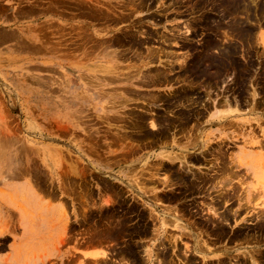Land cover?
<instances>
[{"label": "rangeland", "instance_id": "1", "mask_svg": "<svg viewBox=\"0 0 264 264\" xmlns=\"http://www.w3.org/2000/svg\"><path fill=\"white\" fill-rule=\"evenodd\" d=\"M132 1L0 0V225L15 239L27 238L16 262L150 264L152 250L155 264H253L254 258L264 264L259 182L232 162L246 141L264 149V45L257 38L264 33V0ZM151 48L160 51L151 56ZM162 152L188 154L191 166L169 162ZM135 171L146 173L145 183L136 175L143 184H133ZM58 208L69 222L60 249L63 229L51 214ZM59 250L66 259L46 261ZM76 250L109 258L74 257Z\"/></svg>", "mask_w": 264, "mask_h": 264}, {"label": "bare ground", "instance_id": "2", "mask_svg": "<svg viewBox=\"0 0 264 264\" xmlns=\"http://www.w3.org/2000/svg\"><path fill=\"white\" fill-rule=\"evenodd\" d=\"M133 1H134V0H133ZM133 1H132V2H133ZM137 1H138V0H137ZM140 1H143V0H140ZM208 1H209V0H208ZM250 1H252V0H250ZM95 2H96V1H95ZM143 2H144V1H143ZM248 2H249V1H248ZM255 2H256V0H255ZM255 2H254V0H253L252 3H255ZM242 3H244V2L242 1ZM240 4H241V3H240ZM244 4H245V3H244ZM250 4H251V2H250ZM256 4H257V3H256ZM245 5H246V4H245ZM207 8H208V7H207ZM254 8L256 9V7H254ZM263 8H264V7H263ZM220 9H221V8H220ZM239 9H240V8H239ZM84 10H85V9H84ZM110 10H111V9H110ZM132 10H133V9H132ZM242 10H243V8H242ZM244 10H245V8H244ZM246 11L248 12L249 9H248V10L246 9ZM97 13H98V12H97ZM114 14H115V13H114ZM236 14H237V12H236ZM239 14H240V13H239ZM253 14H255V12H254ZM261 14H263V12H262ZM115 15H116V14H115ZM234 15H235V14H234ZM234 15H232V16H234ZM241 15H242V13L240 14V16H241ZM248 15H249V12H248ZM75 16H76V15H75ZM117 16H118V15H117ZM235 16H236V15H235ZM242 16H244V15H242ZM99 17H100V16H99ZM109 17H110V16H108V18H109ZM110 18H113V17L111 16ZM235 18H236V17H235ZM240 18H241V17H240ZM240 18H239V21H241ZM247 18H249V17H247ZM256 18H257V16H256ZM258 18H259V17H258ZM262 18H263V17H262ZM113 19L115 20V18H113ZM113 19H112V21H113ZM228 19H229V17H228ZM245 19H246V18H245ZM84 20H85V19H84ZM110 20H111V19H110ZM225 20H226V19H225ZM253 20H254V19H253ZM257 20H258V19H257ZM247 21L250 22V20H247ZM224 22H225V21H224ZM245 22H246V21H245ZM107 23H108V22H107ZM114 23H115V22H114ZM251 23H252V22H251ZM256 23H257V22H256ZM89 24H90V23H89ZM227 24H228V23H227ZM102 25H103V24H102ZM112 25H113V24H112ZM189 25H190V24H189ZM186 26H187V25H186ZM236 26H237V25H236ZM102 27H103V26H102ZM232 27H233V26H232ZM186 28H187V27H186ZM225 28H226V27H224V29H225ZM71 29H72V27H71ZM86 29H87V28H86ZM102 29H103V28H102ZM102 29H101V30H102ZM174 29H175V28H174ZM177 29H178V28H177ZM177 29H176V30H177ZM193 29H194V28H193ZM220 29H221V28H220ZM226 29H227V28H226ZM226 29H225V30H226ZM88 30H89V29H88ZM178 30H179V29H178ZM222 30H223V29H222ZM230 30H231V29H230ZM82 31H83V30H82ZM84 31H85V30H84ZM88 32H89V31H88ZM186 32H187V31H186ZM224 32H225V31H224ZM226 32H227V31H226ZM226 32H225V33H226ZM234 32H235V31H234ZM234 32H233V33H234ZM248 32H249V31H248ZM253 32H254V31H253ZM83 33H84V32H83ZM129 33H130V32H129ZM225 33H224V34H225ZM228 33H229V32H228ZM228 33L225 34V35H227L226 38H228V36H230V33H229V34H228ZM87 34H88V33H87ZM224 34H223V35H224ZM238 34H240V33H238ZM90 35H92V34H90ZM152 35H153V34H152ZM232 35H233V34H232ZM77 36H79V35H77ZM87 37H89V36H87ZM164 37H165V38H168V37H166V36H164ZM164 37H163V38H164ZM252 37H253V36H252ZM83 38H84V37H83ZM89 38H90V37H89ZM130 38H131V37H130ZM151 38H153V37H151ZM165 38H164V39H165ZM175 38H177V37H175ZM224 38H225V36H224ZM230 38H231V37H230ZM232 38H233V37H232ZM235 38H236V37H235ZM257 38H259V39H258L259 41L262 40L263 45H264V33H261V34L259 35V37H257ZM81 39H82V38H81ZM106 39H107V38H106ZM121 39H122V38H121ZM131 39L133 40V38H131ZM153 39H154V38H153ZM233 39H234V38H233ZM251 39H252V38H251ZM70 40H71V39H70ZM74 40H75V39H74ZM118 40H119V39H118ZM129 40H130V39H129ZM165 40H166V39H165ZM174 40H175V39H174ZM221 40H222V39H221ZM256 40H257V39H256ZM68 41H69V40H68ZM84 41H85V39H84ZM84 41H83V42H84ZM87 41H88V40H87ZM87 41H86V42H87ZM144 41H145V40H144ZM169 41H171V40H169ZM222 41H223V40H222ZM222 41H221V42H222ZM225 41H227V40L225 39ZM228 41H229V40H228ZM232 41H233V40H232ZM250 41H251V40H250ZM65 42H66V41H65ZM94 42H95V41H94ZM146 42H147V41H146ZM166 42H167V41H166ZM174 42H175V41H174ZM174 42H173V43H174ZM176 42H177V41H176ZM176 42H175V43H176ZM223 42H224V41H223ZM240 42H241V41H240ZM247 42H248V41H247ZM256 42H257V41H256ZM98 43H99V42H98ZM101 43H102V42H101ZM107 43H108V42H107ZM109 43H111V41H110ZM119 43H120V42H119ZM122 43H123V41H122ZM228 43H229V42H228ZM236 43H237V42H236ZM241 43H242V42H241ZM80 44H81V43H80ZM103 44H104V43H103ZM134 44H135V43H134ZM157 44H158V43H157ZM167 44H168V43H167ZM231 44H232V43H231ZM252 44H253V43H252ZM254 44H255V43H254ZM141 45H142V44H141ZM141 45H140V46H141ZM145 45H146V44H145ZM237 45H238V44H237ZM84 46H85V45H84ZM95 46H96V45H95ZM100 46H101V45H100ZM108 46H109V45H108ZM161 46H162V45H161ZM223 46H224V45H223ZM90 47H91V46H90ZM111 47H112V46H111ZM115 47H116V46H115ZM130 47H131V45H130ZM137 47H138V45H137ZM218 47H219V46H218ZM220 47H222V45H221ZM96 48H97V47H96ZM104 48H105V47H104ZM107 48H108V47H107ZM133 48H134V47H133ZM236 48H237V47H236ZM245 48H246V47H245ZM248 48H249V47H248ZM88 49H89V48H88ZM112 49H113V48H112ZM138 49H139V48H138ZM163 49H164V48H163ZM63 50H64V49H63ZM92 50H93V49H92ZM148 50H149V51L152 50V51H150V54H151V52L154 53V51H155V52H159V51H160V50H158V51L154 50V51H153L152 48H151V49H148ZM216 50H217V49H216ZM235 50H236V49H235ZM141 51H142V50H141ZM187 51H189V50H187ZM214 51H215V50H214ZM241 51H242V50H241ZM243 51H245V49H244ZM165 52H166V51H165ZM189 52H190V51H189ZM209 52H210V51H209ZM217 52H218V51H217ZM245 52H246V51H245ZM260 52H262V51H260ZM88 53H89V52H88ZM123 53H125V52H123ZM141 53H142V52H141ZM170 53H171V52H170ZM170 53H169V54H170ZM227 53H228V52H227ZM91 54H92V53H91ZM117 54H118V53H117ZM132 54H133V53H132ZM132 54H130V55H132ZM139 54H140V53H139ZM139 54H138V55H139ZM142 54H143V53H142ZM155 54H156V53H155ZM169 54L167 53V55H169ZM242 54H243V53H242ZM242 54H241V55H242ZM124 55H125V54H124ZM128 55H129V54H128ZM135 55H136V54H135ZM146 55H148V54H146ZM161 55H162V54H161ZM163 55H164V54H163ZM167 55H166V56H167ZM172 55H175V54L173 53ZM189 55H190V54H189ZM189 55H188V56H189ZM241 55H239V56L241 57ZM139 56H141V54H140ZM151 56H152V54H151ZM247 56H248V55H247ZM123 57H124V56H123ZM127 57H128V56H127ZM130 57H131V56H130ZM157 57H158V56H157ZM256 57H257V56H256ZM227 58H228V56H227ZM247 58H248V57H246V59H247ZM130 59H131V58H130ZM144 60H145V59H144ZM150 60L153 61L154 58H153V60H152V58H151ZM229 60H230V59H229ZM259 60H260V59H259ZM148 61H149V60H148ZM261 61H262V60H261ZM136 62H137V61H136ZM149 62H150V61H149ZM149 62H148V63H149ZM148 63H147V64H148ZM154 63H155V62H154ZM261 63H262V62H261ZM149 64H150V63H149ZM184 64H186V63H184ZM184 64H183V65H184ZM144 65H146V64H144ZM73 66H74V65H73ZM180 66H181V65H180ZM233 66H234V65H233ZM252 66H253V65H252ZM145 67H146V66H145ZM184 67H185V66H184ZM168 68H169V67H168ZM173 68H174V67H173ZM247 69H248V68H247ZM156 71H157V70H156ZM210 71H211V70H210ZM212 71H213V69H212ZM228 71H229V70H228ZM77 72H78V71H77ZM139 72H140V71H139ZM139 72H138V73H139ZM157 72H158V71H157ZM159 72H160V70H159ZM148 73H149V72H148ZM166 73H167V70H166ZM181 73H182V72H181ZM226 73H228V72H226ZM236 73H238V72H236ZM146 74H147V73H146ZM150 74H151V72H150ZM153 74H154V73H153ZM156 74H157V73H156ZM161 74H162V69H161ZM167 74H169V71H168ZM187 74H188V73H187ZM228 74H229V73H228ZM128 75H129V74H128ZM144 75H145V74H144ZM223 75H224V74H223ZM125 76H126V75H125ZM130 76H131V75H130ZM147 76H148V75H147ZM149 76H150V75H149ZM149 76H148V77H149ZM157 76H158V74H157ZM157 76H154V75H153V76H152V79L154 80L153 77H156V78H157ZM165 76H166V75H165ZM178 76H179V75H178ZM180 76H181V75H180ZM180 76H179V77H180ZM233 76H234V75H233ZM142 77H143V76H141V78H142ZM144 77H145V76H144ZM181 77H182V76H181ZM181 77H180V78H181ZM186 77H187V76H186ZM235 77H236V76H235ZM237 77H238V76H237ZM243 77H244V76H243ZM76 78H77V77H76ZM116 78H117V77H116ZM129 78H130V77H129ZM131 78H132V77H131ZM163 78H164V77H163ZM174 78L179 80V78H176V77H174ZM240 78H241V77H240ZM79 79H80V78H79ZM126 79H127V77H126ZM126 79H125V80H126ZM132 79H133V78H132ZM143 79H144V78H143ZM152 79H151V80H152ZM166 79H167V77H166ZM188 79H189V78H187L186 80H188ZM77 80H78V79H77ZM111 80H112V79H111ZM121 80H123V79H121ZM129 80H130V79H129ZM146 80H148V79H146ZM156 80H157V79H156ZM178 80H177V81H178ZM112 81H113V80H112ZM132 81H133V80H132ZM142 81L145 82L144 80H142ZM160 81H161V80H160ZM175 81H176V80H175ZM198 81H199V80H198ZM216 81H217V80H216ZM221 81H222V78H221ZM152 82H153V81H152ZM190 82H191V81H190ZM195 82H197V80H196ZM159 83H160V82H159ZM188 83H189V82H188ZM191 83H192V82H191ZM201 83H202V82H201ZM222 83H223V82H222ZM261 83H262V82H261ZM78 84H79V83H78ZM82 84H83V83H82ZM148 84H149V83H148ZM166 84H167V83H166ZM189 84H190V83H189ZM204 84H205V83H204ZM204 84H203V85H204ZM208 84H209V83H208ZM80 85H81V84H80ZM154 85H155V84H154ZM162 85H163V84H162ZM201 85H202V84H201ZM210 85H211V84H210ZM221 85H222V84H221ZM256 85H257V84H256ZM263 85H264V84H263ZM81 86H82V85H81ZM148 86H149V85H148ZM156 86H157V85H156ZM193 86H194V85H193ZM205 86H207V83H206ZM211 86H212V85H211ZM211 86H210V87H211ZM247 87H248V86H247ZM190 88H191V87H190ZM129 89H130V88H129ZM124 90H125V89H124ZM254 90H255V89H254ZM213 91H214V90H213ZM132 92H133V91H132ZM255 92H256V90H255ZM129 93H130V92H129ZM102 94H103V93H102ZM154 94H155V93H154ZM253 94H254V93H253ZM156 95H159V94L156 93ZM156 95H155V96H156ZM174 95H176V94H174ZM118 96H119V95H118ZM133 96H134V95H133ZM168 96H169V95H168ZM194 96H195V95H194ZM177 98H178V97H177ZM180 98L182 99V97H180ZM154 99H156V98H154ZM234 99H235V98H234ZM156 100H157V99H156ZM186 100H187V99H186ZM229 100H230V99H229ZM229 100H228V98H227V99H226V103H228ZM179 101H180V100H179ZM183 101H184V99H183ZM188 102H189V101H188ZM263 102H264V101H263ZM197 103H198V102H197ZM197 103H196V104H197ZM220 103H221V102H220ZM181 104H182V106H183V103H182V102H181ZM223 104H224V103H223ZM223 104H222V106H223ZM175 105H176V104H175ZM184 105H185V104H184ZM187 105H188V104H187ZM189 106H190V105H189ZM184 107H185V106H184ZM186 107H187V106H186ZM190 107H191V106H190ZM214 107L217 108L216 105H215ZM171 108H172V107H171ZM176 108H177V107H176ZM204 108H205V107H204ZM174 109H175V108H174ZM231 109H232V108H231ZM251 109H252V108H251ZM255 109H256V108H254V110H255ZM224 110H225V109H224ZM170 111H172V110H170ZM230 111H231V110H230ZM233 111H234V110H233ZM145 112H146V111H145ZM231 112H232V111H231ZM116 113H117V112H116ZM116 113H115V114H116ZM141 113H142V112H141ZM218 113H219V112H218V110H217V111L213 112V113L211 114V116L218 115ZM107 114H108V113H107ZM136 114H137V113H136ZM151 114H152V113H151ZM173 114H174V113H173ZM164 115H166V114H164ZM164 115H163V116H164ZM190 115H191V114H190ZM200 115H201V114H200ZM107 116L109 117V115H107ZM113 116H114V115H113ZM113 116H112V117H113ZM126 116H127V115H126ZM136 116H137V115H136ZM163 116H162V117H163ZM220 116H222V115L220 114ZM149 117H150V116H148V119H149ZM170 117H171V116H170ZM189 117H190V116H189ZM191 117H192V116H191ZM199 117H200V116H199ZM105 118H106V117H105ZM152 118H153V117H151V121H149V122H152ZM195 118H197V117H195ZM111 119H112V118H111ZM132 119H133V118H132ZM132 119H131V120H132ZM146 119H147V117H146ZM146 119H145V120H146ZM154 119H155V118H154ZM173 119H174V118H173ZM120 120H121V119H120ZM122 120H123V119H122ZM122 120H121L120 122H122ZM224 120H225V119H224ZM125 121H126V120H125ZM154 121H155V120H154ZM154 121H153V122H154ZM130 122H131V121H130ZM149 122H148V123H149ZM155 122H156V121H155ZM165 122H166V121H165ZM115 123H116V122H115ZM140 123H141V122H140ZM112 124H113V123H112ZM124 124L127 125V123H124ZM144 124H145V123H144ZM155 124H156V123H155ZM173 124H175V123H173ZM121 125H122V124H121ZM128 125H129V124H128ZM112 126H113V125H112ZM122 126H124V125H122ZM152 126H153V125H152ZM157 126H158V125H157ZM227 126H228V125H227ZM231 126H232V123H231L230 127H231ZM114 127H116V126L114 125ZM117 127H118V125H117ZM119 127H120V126H119ZM125 127H126V126H125ZM156 128H158V127H156ZM181 128H182V126H181ZM195 128H196V126H195ZM125 129H126V128H125ZM157 130H158V129H157ZM141 131H142V130H141ZM121 132L123 133V131H121ZM160 133H161V132H160ZM186 133H187V132H186ZM123 134H125V133H123ZM126 134H127V133H126ZM126 134H125V135H126ZM144 134H145V133H144ZM154 134H155V133H154ZM125 135H124V136H125ZM148 136H149V135H147V137H148ZM120 137H123V136H120ZM125 137H126V136H125ZM126 138H127V137H126ZM143 138H144V137H143ZM156 138H157V136H156ZM117 139H118V138H117ZM117 139H116V140H117ZM121 139H122V138H121ZM124 139H125V138H124ZM161 139H162V138H161ZM137 140H138V139H137ZM139 140H140V139H139ZM192 140H193V139H192ZM203 140H204V139H203ZM203 140H202V141H203ZM258 140H259V139H258ZM260 140H261V139H260ZM119 141H120V139H119ZM122 141H123V140H122ZM249 141H250V140H249ZM178 142H180V141H178ZM246 142H247V141H246ZM246 142H245V144H246ZM252 142H253V143L250 144V145H249V143H247L248 145L246 144V146H244V145H245V144H244V145H243L244 149H241V153H238V154H234V155H233V157H232L233 161H232V162L234 163L233 165H235L236 168H241L242 166H245V167L247 168V170H248L249 172H251L252 177L258 180V182H259L258 184L260 185V186L258 185V187H259V189H262V191L259 190V189H257V191H259V192H258V194H256V193H255V194L259 196V199H260L261 197H263V200H262V206H261L260 208H263V209H264V150L261 149V148H259L261 143H260L259 145H257V144L259 143V141H258V142H256V141H255V142L252 141ZM261 142H263V141H261ZM117 144H118V143H117ZM166 144H167V143H166ZM199 144H200V143H199ZM118 145H120V144H118ZM200 145H201V144H200ZM204 145H205V144H204ZM256 145L258 146V148H255V147H254V146H256ZM263 145H264V144H263ZM114 146H115V145H114ZM263 148H264V147H263ZM126 149H127V148H126ZM201 149H202V148H201ZM258 149H259V150H258ZM219 151H221V150H219ZM221 152H223V151H221ZM218 153H219V152H218ZM214 154H215V152H214ZM220 154H221V153H220ZM222 154H223V153H222ZM179 155H180V154H179ZM179 155H178V154H174V153H172V152H168V153L162 152V153L159 154V156H162L163 158H166L169 162L174 163V162L179 161L180 163H182L183 165H186V167L189 168L191 165L189 164L188 159H186V157L188 156V154H186V155H182V156H179ZM224 155H225V154H224ZM224 155H222V156H224ZM222 156H221V157H222ZM225 156H226V155H225ZM230 157H231V154H230ZM122 158H123V157H122ZM147 158H148V157H147ZM147 158H146V159H147ZM149 158H150V157H149ZM218 158H219V155H218ZM218 158H217V159H218ZM123 159H125V158H123ZM204 159H205V158H204ZM219 159H220V158H219ZM147 160H148V159H147ZM230 160H231V159H230ZM230 160H228V161H230ZM104 161H105V160H104ZM120 161H121V160H119V162H120ZM123 161H124V160H123ZM224 161H225V160H224ZM224 161H222V162L224 163ZM226 161H227V160H226ZM106 162H107V161H106ZM113 162H114V161H113ZM113 162H112V163H113ZM143 162H144V161H143ZM192 162H193V161H192ZM199 162H200V161H199ZM222 162L220 161V163H222ZM114 163H115V162H114ZM117 163H118V162H117ZM145 163H146V161H145ZM162 163H163V162H162ZM200 163H201V162H200ZM200 163H199V164H200ZM230 163H231V162H230ZM108 164H109V163H108ZM108 164H107V166H109ZM182 164H181V165H182ZM225 164H226V162H225ZM110 165H111V164H110ZM116 165H117V164H116ZM118 166H119V165H118ZM118 166H117V167H118ZM226 166H227V165H226ZM111 167H112V166H111ZM113 167H114V166H113ZM156 167H157V166H156ZM156 167H155V168H156ZM231 167H233V166H231ZM76 168H77V167H76ZM152 168H153V167H151V169H152ZM155 168H154V169H155ZM158 168H159V167H158ZM160 168H161V167H160ZM160 168H159V169H160ZM223 168H224V167H223ZM98 169H99V168H98ZM103 170H104V169H103ZM141 170H143V168H142ZM149 170H150V169H149ZM155 170H157V169H155ZM223 170H225V168H224ZM228 170H229V168H228ZM79 171L81 172V170H79ZM144 171L147 173L148 170L146 171V170L144 169ZM169 171H171V170H169ZM220 171H222V170H220ZM241 171H242V170H241ZM76 172H77V171H76ZM110 172H111V171H110ZM135 172H136V171H135ZM138 172H139V171H137V172L135 173V176H134V177H136V175H138V174H137ZM141 172H142V173H145V172H143V171H141ZM150 172H152V173H150ZM150 172H148V173L151 174V176H153V177L157 174V171H156V173H154V172H153V169H152ZM184 172H185V171H184ZM187 172H188V171H187ZM187 172H186V173H187ZM222 172H223V171H222ZM235 172H236V171H234L233 173L235 174ZM237 172H238V171H237ZM119 173H120V172H119ZM126 173H129V172H126ZM142 173H141V174H142ZM146 173H145L144 176L147 177ZM153 173H154L155 175H152ZM159 173H160V171H159ZM168 173H169V172H168ZM181 173H182V172H181ZM226 173H227V170H226ZM75 174H76V173H75ZM77 174H78V173H77ZM130 174H131V175H129V176L134 175V174H132V173H130ZM139 174H140V173H139ZM149 174H148V175H149ZM175 174H176V173H175ZM188 174H189V173H188ZM223 174H224V173H223ZM120 175H121V174H120ZM158 175H159V174H158ZM194 175H195V174H194ZM197 175H198V174H197ZM227 175H228V174H227ZM230 175H231V174H230ZM232 175H233V174H232ZM251 175H250V176H251ZM80 176H81V175H80ZM138 176L141 178L140 180L143 182V180H144V178H145V177L143 176V174H142V176H143L144 178L141 177V175H138ZM151 176H149V177H151ZM176 176H177V175H176ZM176 176H174V178H175ZM195 176H196V175H195ZM203 176H204V175H203ZM235 176H237V175L235 174ZM61 177H62V176H61ZM66 177H67V176H66ZM139 177H136V179L134 180L133 184L135 183V185H136V184L139 185V184H143V183H145V182H143V183H139V184H138L137 181H139V180H138L137 178H139ZM164 177H165V176H164ZM170 177H171V176H170ZM207 177H208V176H207ZM215 177H216V176H215ZM217 177H218V176H217ZM221 177H225V176H221ZM142 178H143V180H142ZM151 178H152V177H151ZM159 178H160V177H159ZM159 178H158V179H159ZM210 178H211V177H210ZM36 179H37V178H36ZM124 179H126V178H124ZM145 179H147V178H145ZM164 179H166V177H165ZM164 179H163V180H164ZM169 179L171 180V178H169ZM169 179H168V180H169ZM194 179H196V178H194ZM201 179H202V178H201ZM39 180H40V179H39ZM136 180H137V181H136ZM148 180H149V179H148ZM168 180H167V181H168ZM170 180H169V181H170ZM214 180H215V178H214ZM241 180H242V179H241ZM145 181H146V180H145ZM152 181H153V179H152ZM164 181L166 182V180H164ZM164 181H163V182H164ZM171 181H173V180H171ZM193 181H194V180H193ZM203 181H204V180H203ZM237 181H238V180H237ZM62 182H63V181H62ZM139 182H140V181H139ZM154 182H155V181H154ZM156 182H157V181H156ZM158 182H162V181H158ZM165 182H164V183H165ZM240 182H242V181H240ZM64 183H65V182H64ZM128 183H129V182H128ZM152 183H153V182H152ZM152 183H151V186H150V187H153V188H151V190L154 189L155 186H156L155 184H154V186H152V185H153ZM194 183H195V182H194ZM216 183H217V182H216ZM218 183H219V180H218ZM218 183H217V184H218ZM234 183H235V182H234ZM68 184H69V183H68ZM170 184H171V183H169V185H170ZM197 184H198V183H197ZM241 184H242V183H241ZM149 185H150V184H149ZM163 185H164V184H163ZM167 185H168V184H167ZM167 185H166V186H167ZM171 185H172V184H171ZM233 185H234V184H233ZM235 185H236V184H235ZM237 185H238V184H237ZM63 186H64V185H63ZM66 186H67V184H66ZM142 186L144 187V189L141 188V186H140V188H141L144 192H145V190H149V189H150V187H149V189H145L146 184H145V186H144V185H142ZM197 186H198V185H197ZM256 186H257V185H256ZM61 187H62V186H61ZM130 187H133V186L130 185ZM147 187H148V185H147ZM202 187H203V186H202ZM258 187H257V188H258ZM64 188H65V186L63 187V190H64ZM68 188H69V187H68ZM136 188H137V187H136ZM157 188H158V187H157ZM157 188H156V189H157ZM208 188H209V187H208ZM233 188H234V187H233ZM60 189H61V188H60ZM66 189H67V188H66ZM132 189L135 190V187L132 188ZM186 189H187V187H186ZM197 189H198V188H197ZM68 190H69V189H68ZM72 190H73V189H72ZM82 191H83V190H82ZM234 191H236V190H234ZM234 191H233V192H234ZM257 191H256V192H257ZM64 192H65V190H64ZM134 192H135V191H134ZM141 192H142V191H141ZM151 192H152V191H151ZM231 192H232V190H231ZM231 192H230V193H231ZM241 192H242V191H241ZM69 193H70V192H69ZM86 193H87V192H86ZM145 193H146V192H145ZM227 193H228V192H227ZM237 193H238V192H237ZM242 193H243V192H242ZM242 193H241V194H242ZM261 193H262V195H261ZM109 194H110V193H109ZM143 194H144V193H143ZM147 194H148V193H147ZM151 194H152V193H151ZM151 194H150V195H151ZM155 194H156V190H155V193H154L152 196H154ZM84 195H86V194H84ZM156 195H157V194H156ZM156 195H155V196H156ZM256 195H255V196H256ZM51 196H53V195H51ZM111 196H112V195H111ZM157 196H158V195H157ZM236 196H237V195H236ZM87 197H88V196H87ZM150 197H151V196H150ZM239 197L241 198V196H239ZM52 198H53V197H52ZM121 198H122V197H121ZM156 198H157V197H156ZM156 198H155V199H156ZM159 198H160V197H159ZM55 199H56V198H55ZM113 199H114V198H113ZM229 199H230V198H229ZM109 200H110V199H109ZM109 200H108V201H109ZM153 200H154V198H153ZM158 200L160 201L161 199H158ZM158 200H157V201H158ZM215 200H217V199H215ZM215 200H214V201H215ZM225 200H226V199H225ZM227 200H228V199H227ZM243 200H244V199H243ZM87 201H88V200H87ZM108 201H107V202H108ZM217 201H218V200H217ZM222 201H223V200H222ZM222 201H221V202H222ZM240 201H241V200H240ZM80 202H81V201H80ZM84 202H85V201H84ZM94 202H95V201H94ZM110 202L113 203L112 201H110ZM114 203H115V202H114ZM155 203H156V202H155ZM223 203H224V202H223ZM260 203H261V202H260ZM260 203H259V204H260ZM94 204H95V203H94ZM210 204L212 205V203H210ZM224 204H225V203H224ZM219 205H221V204H219ZM95 206H96V205H95ZM127 206H128V205H127ZM154 206H155V205H154ZM212 206H214V203H213ZM212 206H211V207H212ZM215 207H217V206L215 205ZM229 207H230V206H229ZM155 208H156V207H155ZM208 208H209V207H208ZM213 208H214V207H213ZM217 208H218V207H217ZM246 208H247V207H246ZM210 209H211V208H210ZM214 209H215V208H214ZM230 209H231V208H230ZM51 210H52V209H51ZM63 210H64V209H63ZM211 210L213 211V209H211ZM215 210H217V209H215ZM52 211H53V212H51V214L55 213L56 215H58V224H57V226H58V230H61V229H63V228H64V230H65V229L67 228L68 223H69V222H68V219L66 218L67 216L65 217V213H64V212L62 211V209H60V208H58V209L56 210L57 212H56L55 210H52ZM65 211L67 212V210H65ZM123 211H124V210H123ZM150 211H151V209H150L148 212L150 213ZM218 211H219V210H218ZM229 211H230V210H229ZM258 211H259V210H258ZM84 212H85V211H84ZM213 212H214V211H213ZM133 213H134V212H133ZM133 213H131V214H133ZM153 213H154V212H153ZM153 213H151V214L153 215ZM214 213H215V212H214ZM219 213H220V212H219ZM228 213H229V212H228ZM255 213H256V212H255ZM261 213H262V212H261ZM13 214H14V213H13ZM71 214H72V213H71ZM77 214H78V213H77ZM111 214H112V213H111ZM154 214H156V213H154ZM212 214H213V213H212ZM215 214H216V213H215ZM217 214H218V213H217ZM217 214H216V216H217ZM257 214L259 215V213H257ZM84 215H85V214H84ZM149 215H150V214H149ZM149 215H148V216H149ZM219 215H221V214H219ZM219 215H218V216H219ZM222 215H224V214H222ZM258 215H257V216H258ZM260 215H261V214H260ZM260 215H259V217H260ZM155 216L157 217L158 215L156 214ZM181 216H182V215H181ZM229 216H230V215H229ZM229 216H227V219H228ZM255 216H256V215H255ZM261 216H262V215H261ZM85 217H86V216H85ZM85 217H84V218H85ZM152 217H154V216H152ZM211 217H212V216H211ZM262 217H263V216H262ZM183 218H184V216H183ZM218 218H219V217H218ZM257 218H258V217H257ZM263 218H264V217H263ZM89 219H90V218H89ZM99 219H100V218H99ZM102 219H103V218H102ZM148 219H149V217H148ZM152 219H153V218H152ZM154 219H156V218H154ZM159 219H161V218H159ZM166 219H167V218H166ZM178 219H179V218H178ZM211 219H212V218H211ZM220 219H221V217H220ZM227 219H226V220H227ZM121 220H122V219H121ZM134 220H137V219H134ZM134 220H133V222H134ZM164 220H165V219H164ZM221 220H222V219H221ZM221 220H220V221H221ZM224 220H225V219H224ZM175 221H176V220H175ZM205 221H206V220H205ZM205 221H204V222H205ZM259 221H260V220H259ZM153 222H154V221H153ZM167 222H168V221H167ZM211 222H212V221H211ZM216 222H217V221H216ZM224 222H225V221H224ZM226 222H227V221H226ZM226 222H225V223H226ZM93 223H94V220H93ZM107 223H108V222H107ZM128 223H129V222H128ZM130 223H132V222H130ZM227 223H228V222H227ZM62 224H63V225H62ZM95 224H96V223H95ZM108 224H109V223H108ZM165 224H166V223H165L164 221H161V226H162V228H163L164 230H165V228H166ZM195 224H196V222H195ZM195 224H194V225H195ZM206 224H207V223H206ZM69 225H70V224H69ZM110 225H111V224H110ZM128 225H129V224H128ZM198 225H200V224H198ZM262 225H264V224H262ZM262 225H261V227H262ZM57 226H56V228H57ZM62 226H63V227H62ZM150 226H151V225H150ZM158 226H159V225H158ZM158 226H157V227H158ZM182 226H183V225H182ZM185 226H186V225H185ZM206 226H207V225H206ZM213 226H215V224H214ZM213 226H212V227H213ZM69 227H70V226H69ZM200 227H201V226H200ZM203 227H204V226H203ZM203 227H202V228H203ZM256 227H257V226H256ZM261 227H260V228H261ZM88 228H89V227H88ZM149 228H150V227H149ZM160 228H161V227H160ZM160 228H158V229H160ZM224 228H225V227H224ZM263 228H264V227H263ZM156 229H157V228H156ZM158 229H157V230H158ZM163 229H162V230H163ZM187 229H188V228H187ZM203 229H204V228H203ZM214 229H215V228H214ZM138 230H139V229H138ZM149 230H150V229H149ZM153 230H155V229H153ZM157 230H155L154 234L157 233V232H156ZM166 230H167V229H166ZM166 230H165V231H166ZM165 231H164V232H165ZM224 231H225V230H224ZM88 232H89V231H88ZM91 232H93V230H92ZM150 232H151V231H150ZM238 232H239V231H238ZM89 233H90V232H89ZM138 233H139V232H138ZM152 233H153V232H151L150 234H151V235H154V234H152ZM161 233H162V231H161ZM165 233H166V232H165ZM187 233H188V232H187ZM241 233H242V232H241ZM189 234H190V233H188V235H189ZM222 234H223V233H222ZM246 234H247V233H246ZM151 235H149V237H151ZM155 235H156V234H155ZM164 235H165V234H164ZM170 235H173V234H170ZM195 235H196V234H195ZM223 235H224V234H223ZM141 236H142V235H141ZM144 236H145V235H144ZM161 236H163V235H161ZM167 236H168V235H167ZM103 237H104V236H103ZM103 237H102V238H103ZM147 237H148V236H147ZM152 237H153V236H152ZM155 237H157V236H155ZM163 237H166V235L163 236ZM172 237H174V236H172ZM122 238H123V237H122ZM138 238H139V236H138ZM144 238H145V237H144ZM160 238H161V237H160ZM86 239H88V238H86ZM107 239H108V238H107ZM130 239H131V238H130ZM134 239H135V238H134ZM141 239H142V238H141ZM156 239H157V238H156ZM165 239L168 240L169 238H165ZM238 239H239V238H238ZM246 239H247V238H246ZM88 240L90 241V239H88ZM98 240H99V239H98ZM105 240H106V239H105ZM122 240H123V239H122ZM152 240H153V239H152ZM258 240H259V239H258ZM84 241H86V240L84 239ZM84 241H83V242H84ZM91 241H92V240H91ZM109 241H110V239H109ZM149 241H151V240H149ZM153 241H155V240H153ZM159 241H160V239H159ZM170 241H171V240H170ZM170 241H169V243H170ZM99 242H100V241H99ZM106 242H107V241H106ZM110 242H111V241H110ZM112 242H113V241H112ZM135 242H136V241H135ZM135 242H133V243H135ZM161 242H162V241H161ZM172 242H173V241H172ZM91 243H92V242H91ZM91 243H90V244H91ZM100 243H101V242H100ZM131 243H132V242H131ZM149 243H150V242H149ZM155 243H156V242H155ZM167 243H168V242H167ZM187 243H188V242H187ZM87 244H88V243H87ZM103 244H104V243H103ZM103 244H102V245H103ZM109 244H110V243H108V246H109ZM160 244H162V243H160ZM84 245H86V244H84ZM88 245H89V244H88ZM91 245H92V244H91ZM91 245H90V246H91ZM97 245H98V244H97ZM105 245L107 246V243H106ZM117 245H118V244H117ZM122 245H123V244H122ZM147 245H149V244H147ZM151 245H152V244H151ZM158 245H159V244H158ZM80 246H81V244H80ZM95 246H96V245H95ZM123 246H124V245H123ZM152 246H153V245H152ZM154 246H155V244H154ZM154 246H153V247H154ZM188 246H189V245H188ZM194 246H195V245H194ZM199 246L201 247V245H199ZM84 247H85V246H84ZM97 247H98V246H97ZM157 247H158V246H157ZM161 247H162V245H161ZM161 247H160V249H161ZM165 247H166V245H165ZM186 247H187V245H186ZM190 247H191V246H189V247H187V248H190ZM202 247H203V246H202ZM154 248H155V247H154ZM154 248H152V249H154ZM168 248H169V247H168ZM195 248H196V247H195ZM75 249H76V248H75ZM85 249H88V248H85ZM196 249H197V248H196ZM198 249H199V248H198ZM203 249H204V247H203ZM144 250H146V249H144ZM154 250H155V249H154ZM155 251L157 252V248H156ZM158 251H159V250H158ZM114 252H115V251H114ZM145 252H146V251H145ZM163 252H164V251H163ZM196 252H197V251H196ZM198 252H199V251H198ZM204 252H205V251H204ZM70 253L72 254V252H70ZM147 253H148V254H146V255H149V258H150V259H149L150 262H151L150 264H155V263H152L153 261H155V258H154V257L156 256V255L154 254L155 252L153 253L152 250H149ZM157 253H158V252H157ZM76 254H77V253H76ZM108 254H109V253H108ZM108 254H107V253H104V251H101V252H100V251L92 250V251H85V252L83 253V255H84L85 257H84L83 255H82V256H83V258H85V259H87V258L90 259V258H91V259H94V261H95V260H99V259H101V258H109V257H108ZM123 254H124V253H123ZM123 254H122V255H123ZM158 254H159V253H158ZM221 254H222V253H221ZM218 255H220V254H218ZM73 256H74V255H73ZM79 256H80V254H79ZM158 256H159V255H158ZM77 257H78V256H77ZM125 257H126V256H125ZM159 257H160V256H159ZM159 257H157V259H158ZM219 257H221V256H219ZM252 257L254 258L255 256L252 255ZM68 258H69V257H68ZM119 258H120V260L122 259L121 256H120ZM123 258H124V257H123ZM142 258H143V257H142ZM144 258H145V257H144ZM146 258H147V257H146ZM162 258H163V257H162ZM169 258H170V257H169ZM205 258H206V257H205ZM236 258H237V257H236ZM75 259H76V258H75ZM160 259H161V258H160ZM160 259H158V260L160 261ZM254 259H255V258H254ZM254 259H253V262L256 264V260H254ZM256 259H257V258H256ZM78 260H80V259H78ZM106 260H107V259H106ZM125 260H127V259H125ZM145 260H146V259H145ZM147 260H148V258H147ZM164 260H165V259H164ZM218 260H219V259H218ZM74 261H75V260H74ZM76 261H77V260H76ZM84 261H86V260H84ZM102 261H103V260H102ZM143 261H144V260H143ZM143 261H142V262H143ZM169 261H170V260H169ZM77 262H79V261H77ZM95 262H96V261H95ZM100 262H101V261H100ZM103 262H105V261H103ZM107 262H108V261H107ZM115 262H116V261H115ZM121 262H123V260H122ZM129 262H130V261H129ZM145 262H146V261H145ZM171 262H172V261H171ZM239 262H240V261H239ZM68 263H69V262H68ZM85 263H87V262H85ZM89 263H91V262H89ZM92 263H94V262L92 261ZM92 263H91V264H92ZM109 263H110V262H109ZM123 263H124V262H123ZM187 263H188V262H187ZM189 263H190V262H189ZM254 263H253V264H254ZM81 264H82V263H81ZM169 264H170V262H169ZM223 264H224V263H223Z\"/></svg>", "mask_w": 264, "mask_h": 264}, {"label": "crops", "instance_id": "3", "mask_svg": "<svg viewBox=\"0 0 264 264\" xmlns=\"http://www.w3.org/2000/svg\"><path fill=\"white\" fill-rule=\"evenodd\" d=\"M262 30H264V27L262 28ZM251 108H252L251 105L246 106V109H245L246 116L251 111ZM50 203L53 206H56V207L59 206V201H54ZM12 212L15 214V217L17 218L18 217L17 213L14 210ZM1 213H3V209L0 208V214ZM57 224L58 223H56V225ZM65 237H66V232L63 228V232H60L57 235L58 241L56 243V247H59L60 249L61 243L65 239ZM26 245H27V238L23 234L19 239H15L13 236V233L5 231V229L3 228V225H0V264H18L16 262V259L17 257H19V255H24ZM79 248L81 250H91L92 249V248L84 247L82 244L81 246L79 244ZM85 248H88V249H85ZM72 255H74V257H77V256L82 257L83 253L81 251L76 250V251H72ZM66 257H67V252L64 250H59L57 256H53L47 259L46 261H49L51 259L63 260L64 258L66 259Z\"/></svg>", "mask_w": 264, "mask_h": 264}]
</instances>
